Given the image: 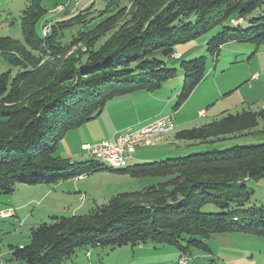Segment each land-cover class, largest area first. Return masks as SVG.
Here are the masks:
<instances>
[{
  "label": "trees",
  "instance_id": "trees-1",
  "mask_svg": "<svg viewBox=\"0 0 264 264\" xmlns=\"http://www.w3.org/2000/svg\"><path fill=\"white\" fill-rule=\"evenodd\" d=\"M104 2L95 15L96 0L72 18L53 23L44 35L38 22L63 4L48 8L45 0H26L25 42L0 37L4 57L22 67L15 75L0 73V193H13L18 181L58 182L106 168L94 156L85 161L59 156L60 141L67 131L97 118L115 97L154 92L175 78L178 68L167 59L174 58L178 45L192 43L218 25L223 29L207 41L215 59L230 42L264 44V12L254 15L264 0ZM240 18L243 23L232 22ZM180 66L185 78L178 108L207 76V56L181 60ZM263 120L264 108L243 109L180 130L175 137L202 147L251 134ZM116 170L157 179L86 214L52 217L31 230L28 245L11 247L13 258L25 264H65L82 248L143 243L173 246L186 254L194 248L209 251L208 240L215 234L264 237V205L248 206L253 190L247 185L264 178V143ZM206 204L220 210L204 211Z\"/></svg>",
  "mask_w": 264,
  "mask_h": 264
},
{
  "label": "rangeland",
  "instance_id": "rangeland-1",
  "mask_svg": "<svg viewBox=\"0 0 264 264\" xmlns=\"http://www.w3.org/2000/svg\"><path fill=\"white\" fill-rule=\"evenodd\" d=\"M93 1L94 0H45V5L48 8H52L55 3H61L63 4V7L61 9H55L54 7L50 9L48 14L38 22V31L42 33L43 29L47 25H50L51 31L53 23L72 18L83 11L84 8L90 7ZM87 2L88 4H86ZM25 3L26 0H0V37H11L20 42H25L22 30V14L26 6ZM104 5V0H96L94 5L95 10L91 12V15H95L98 9L104 8ZM263 12L264 4L254 13V15H258ZM225 24L227 25L228 23ZM222 29L223 26L218 25L207 34L196 40L199 42V48L201 46L204 47V51L203 53H196L194 58L201 55L207 56V75H209L208 78L211 80H208L203 84H200L202 82L201 81L194 89L189 99L181 107L178 108L177 103L183 88L185 71L180 66L181 61L169 58L167 59L168 65L178 68V74L175 78L167 81L161 88L162 90H157L160 92L156 93V96L165 99L167 102L165 106V101L157 102L154 99L150 101L145 99L142 100V104L140 105L142 111L137 113L134 106L131 104V101H134L136 96H133V98H127L130 96L129 94L115 97L107 103L105 109L97 118L88 121L76 129L67 131L63 139L60 141L57 154L65 157L63 155L67 152H65L63 140L66 137L71 138L74 145H76V148H79L78 145L81 140L88 138L91 139L92 137L94 139L98 137L109 138L112 137L113 132L118 128L127 126H131L129 128H138V126L147 122L144 121L141 124L136 123L135 125H132L134 121L136 122L137 120H140V116H145L146 118L151 117L152 120L154 119L153 121H155L158 117L160 118V116L163 117L165 114H172L175 124L174 132L186 128H192L208 122L212 116L211 114L219 108H214L213 110L212 107H214V105L207 103L204 105V111L207 112L211 108L212 110L208 113V115L203 116L205 112L201 113L202 111H200V107H202L204 103L208 102L207 96L211 99L215 95L214 93L212 94L210 87L213 83L211 77L214 75L215 70L219 72L216 79L220 86L224 85L225 79H228L233 83H238L241 80H245L244 78H247L248 74L250 76L253 72L257 71L259 73L258 75H260L257 79L240 83L243 87L242 92L245 93L248 89L247 86H250L255 82L260 83L261 89H264V44L257 47V45L252 44L251 42H239L238 45L252 47L253 51L250 50V54L248 55H238L237 59L226 51V48L229 47L226 46V44L225 47L221 49L220 55L217 59H215L214 56L207 50V41ZM181 45L184 44H180V46ZM177 47H179V45ZM179 58L180 56H177V59ZM21 69L22 67L15 66L10 63L0 51V73L11 70L12 75H15ZM237 97L238 95L230 99L227 98L226 101H234ZM137 102H141L139 98H137ZM241 104V102L233 104L232 110H238L237 108L242 110L241 108L243 105ZM250 105L254 111L264 108V97L258 99V101L254 104ZM250 105L245 104V108L249 109ZM183 121H185V123H182ZM129 128H126V130ZM101 142H103V140H99L96 143L91 141L90 145L100 144ZM161 143L154 146L138 148L132 155L133 157L129 159V165L151 162V160L137 162L136 159H134L135 156H141V158H154L162 156L160 147L164 146ZM262 143H264V120L261 121V124L256 127L251 134L228 136L225 139L204 144L206 146H194L191 151L181 154L178 152L177 154H180L179 156H185L204 150H223L234 145H252ZM183 147L185 148L187 146L183 145ZM177 149L179 148L174 147L171 151ZM150 152L155 155H152L153 157H151V155H148ZM85 155H87V153H81L79 157L73 158V160H89ZM105 167L106 168L94 170L89 174L62 179L58 182L40 181L30 183L18 181L13 193H0V264H25L24 261L13 258L11 247L28 245L31 241V230L44 222H51L52 217L86 214L97 205L108 203L110 199L117 194L142 190L145 186H147L146 184H153L157 179L153 177L136 178L132 177L128 173L119 172L116 170L117 168L110 169V167ZM142 181H147V183L142 185ZM247 185L253 190L251 201L248 206L255 205L259 207L264 205V178L259 181H248ZM202 209L204 211L220 210L214 204H206ZM217 235H214L217 236V245H230L228 240H223L220 234ZM243 235L247 236L243 239L234 240V246H242L243 248L253 247L257 249L255 257H258L259 252L261 251L264 253V237L244 233ZM151 244L152 243H145V245L140 244L141 246L125 245L115 249L100 246L82 248L74 255L67 258L65 260V264H136L135 260L143 258L146 252L142 249V246H153ZM203 259H201L203 263L205 262V264H209L208 259Z\"/></svg>",
  "mask_w": 264,
  "mask_h": 264
},
{
  "label": "crops",
  "instance_id": "crops-1",
  "mask_svg": "<svg viewBox=\"0 0 264 264\" xmlns=\"http://www.w3.org/2000/svg\"><path fill=\"white\" fill-rule=\"evenodd\" d=\"M86 4H88V2ZM238 44H239V42H230L229 44L226 45V46H229L226 48V51L229 52V54H231L235 59H237L238 55H241V54H245V55L247 54L248 55V54H250V50L253 51L252 47H249V46L247 47V46L238 45ZM199 46H200L199 42H197V41H194V42L189 43V44H184L181 46L179 45V47H177V51L174 54V56H176V57H174L173 59L179 60V61L187 60V59H193L195 57L194 55H196V53H200V52L203 53V51H204V47L201 46L199 48ZM224 47H225V45L222 47V49ZM252 53H254V52H252ZM177 56H180V58L176 59ZM217 72L218 71L215 70L214 75L211 77L213 80V83L212 84L210 83L212 94L214 93L215 95L211 99H209V96H207L208 102L204 103L203 106L200 107V111L205 110L204 105L207 103H211L214 105V107H212L213 110H214V108H219V109L217 111H214V113L211 114L212 116H211L210 120L208 122L203 123V124L209 123L215 118L222 117L224 113H229V112L230 113H236V112L242 111L243 109H246L245 104H249V105L254 104L256 101H258V99L264 97V89L263 88L261 89V87H260L261 85L258 82L257 83L255 82L254 84H252L250 86H247L248 89L246 90V92L245 93L242 92L243 87L241 86L242 84H240V83H243L244 81L249 82V81H252V79H257L260 76V75H258L257 77H255L256 74H259L257 71H255V72L252 71L253 73L250 76L248 74L247 78H244L245 80H241L238 83H233L232 81L225 79L224 85H221V86L218 84L217 79H216L218 77V74H219V72L218 73ZM208 76L209 75H207L205 77V79L202 80V82L200 84H203V83L207 82L208 80H211L208 78ZM207 88H209V87H207ZM158 92H160V91H157V92H155V91L154 92L138 91V92L130 94V96L127 98H130V97L133 98V96H136L135 100L131 101V104L134 106L135 111L138 113L139 111H142V108L140 107V105L142 104V100L146 99V100L150 101V100L154 99L157 102H164L165 101V99H163L162 97L156 96V93H158ZM227 93H229V94H227ZM236 95H238L236 100H234V101L232 100L230 102L226 101L227 98L230 99ZM137 98H139V100L141 102H137ZM237 102H241L242 103L241 105H243V107L241 108L242 110H239V108H237L238 110L234 111V110H232V107H233V104H235ZM166 103L167 102L165 101L164 106L166 105ZM212 108L210 110H208L207 112H205V114L203 116L208 115V113L212 110ZM249 109L252 110L251 105L249 106ZM252 111H254V110H252ZM256 111H258V110H256ZM158 113H160V112H158ZM139 115H140V113H139ZM165 115H167V114H165ZM199 115H200V113H199ZM144 117L140 116L139 117L140 120H137L136 122L134 121V123L132 125H135L136 123L141 124L142 122L147 121L145 124L138 126V128H139V127H143L145 125H148L150 122H152L154 120V119L152 120L151 117H147V118L146 117L144 118ZM160 117H162V116H160ZM185 121H183L182 123H185ZM197 126H199V125H197ZM129 127H131V126L118 128L116 131L113 132L112 137H109V138L98 137V138L94 139L92 137L91 139L88 138L85 140H81L79 145H78L79 148H76V145H74L73 140L71 138L66 137L63 140V145L65 147V152H67V153L64 154L63 156L69 157L72 161H74L73 158L79 157L81 153L82 154L87 153V155H85V156L88 157L87 159H91V158H93V155L88 153L87 150L84 151L83 145L90 144L91 141H94V143H96L99 140L104 141L105 139L106 140H115L120 133L124 132L126 130V128H129ZM176 132H178V131H176ZM176 132L170 133L166 137V139L161 143L164 146V147H160L162 156H157L154 158H141V156L140 157L135 156L134 159H136L137 162L138 161L141 162V161H148V160L152 161V160L163 159V158L169 157V156H178V154H177L178 152L180 154L186 153L188 151H191V149L194 146H197V144L189 142V141H187V142L186 141H180L179 139H177L175 137ZM191 144H194V145L191 146ZM183 145H185L187 147L184 148ZM188 145H190L191 147H188ZM173 146L178 147L179 149L171 151L174 148ZM204 146H206V145H204ZM148 155H151V157H153L152 155H155V154L150 152ZM146 183H147V181H142L141 184L145 185ZM146 185L148 186L150 184H146ZM213 236L208 240V244L210 247L209 251H203L200 249H192L188 253L182 254L176 247H173V246H157L154 244H151L154 247L153 246H142V249L145 250L146 252H145L143 258H140L139 260L136 259L135 262H136V264H205V262L203 263V261H201V259L204 258L203 260L208 259L209 264H264V253L262 251L259 252L258 257H255L257 249H255L253 247L243 248L242 246H234L233 245L234 240L243 239L247 235H243V233H237V232L220 233V236H222L221 238L223 240H228L229 241L228 243L230 244V245H220V246L216 244V237L219 235L214 236V237ZM142 245H145V243H143ZM137 246H141V245L138 244ZM183 259H186V261H183Z\"/></svg>",
  "mask_w": 264,
  "mask_h": 264
},
{
  "label": "built area",
  "instance_id": "built-area-1",
  "mask_svg": "<svg viewBox=\"0 0 264 264\" xmlns=\"http://www.w3.org/2000/svg\"><path fill=\"white\" fill-rule=\"evenodd\" d=\"M60 5L55 9H61ZM234 24L243 23L242 18L232 21ZM50 32V25L43 29V34ZM258 74L255 75L257 77ZM254 77V78H255ZM205 111L202 110L201 113ZM175 130L172 114L165 115L146 126L129 128L120 133L115 140H105L100 144H85L83 148L96 157L101 164L110 168H123L129 165V159L138 148L154 146L163 142ZM186 261V259H183Z\"/></svg>",
  "mask_w": 264,
  "mask_h": 264
},
{
  "label": "bare ground",
  "instance_id": "bare-ground-1",
  "mask_svg": "<svg viewBox=\"0 0 264 264\" xmlns=\"http://www.w3.org/2000/svg\"><path fill=\"white\" fill-rule=\"evenodd\" d=\"M128 167V166H127Z\"/></svg>",
  "mask_w": 264,
  "mask_h": 264
}]
</instances>
